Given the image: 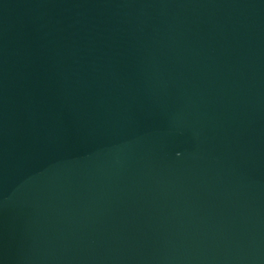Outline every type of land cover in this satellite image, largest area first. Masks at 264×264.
I'll list each match as a JSON object with an SVG mask.
<instances>
[{
	"label": "water",
	"instance_id": "obj_1",
	"mask_svg": "<svg viewBox=\"0 0 264 264\" xmlns=\"http://www.w3.org/2000/svg\"><path fill=\"white\" fill-rule=\"evenodd\" d=\"M0 264H264V0H0Z\"/></svg>",
	"mask_w": 264,
	"mask_h": 264
}]
</instances>
